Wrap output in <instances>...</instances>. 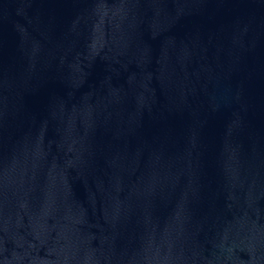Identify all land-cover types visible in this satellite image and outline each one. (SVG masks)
Instances as JSON below:
<instances>
[{
    "label": "water",
    "instance_id": "water-1",
    "mask_svg": "<svg viewBox=\"0 0 264 264\" xmlns=\"http://www.w3.org/2000/svg\"><path fill=\"white\" fill-rule=\"evenodd\" d=\"M0 264H264V0H0Z\"/></svg>",
    "mask_w": 264,
    "mask_h": 264
}]
</instances>
